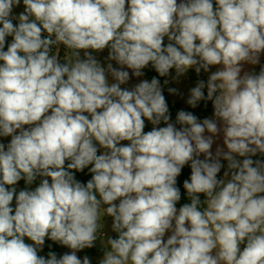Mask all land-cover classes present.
<instances>
[{
	"label": "clouds",
	"instance_id": "clouds-1",
	"mask_svg": "<svg viewBox=\"0 0 264 264\" xmlns=\"http://www.w3.org/2000/svg\"><path fill=\"white\" fill-rule=\"evenodd\" d=\"M262 59L264 0H0V264H264Z\"/></svg>",
	"mask_w": 264,
	"mask_h": 264
},
{
	"label": "trees",
	"instance_id": "trees-1",
	"mask_svg": "<svg viewBox=\"0 0 264 264\" xmlns=\"http://www.w3.org/2000/svg\"><path fill=\"white\" fill-rule=\"evenodd\" d=\"M257 71H258V69H257ZM154 75H157V74L153 70H151V69L146 70V78H149L150 79ZM161 79H163V78H161ZM169 104H170V108H171V111L173 113V119H174L175 112L178 109L181 108V105L179 103L173 104L172 102H169ZM189 110L196 112L200 117H204V116H207V115H210L211 114V105L209 103L208 107L205 109L203 107V103H202L201 104V107H199V108H197L195 110H192V109H189ZM150 129H151V125L148 124L147 127H146V129H145V131H148ZM189 175H190V169L186 167L183 170V173H182L181 177L179 178V186L181 187V191H182V199L179 202V204L177 205V207H179L180 204L189 202L187 200L186 195L184 194V191H183V188H182V182H183V180L186 179V178H188ZM77 179L81 180L82 182H86L88 179H90V174H87V170H85V173H77ZM19 187H21V188L24 187V182L23 181H21L19 183ZM47 243H51V242L50 241H47L46 242V245H47ZM53 250L57 251V253H61V254L63 253V251L57 245H53ZM47 251H48V248L46 246L45 247V253Z\"/></svg>",
	"mask_w": 264,
	"mask_h": 264
},
{
	"label": "rangeland",
	"instance_id": "rangeland-1",
	"mask_svg": "<svg viewBox=\"0 0 264 264\" xmlns=\"http://www.w3.org/2000/svg\"><path fill=\"white\" fill-rule=\"evenodd\" d=\"M20 10H22V9H17L16 11H20ZM61 55H63V52H61ZM106 55H107V51L105 50L104 53L100 54V58L102 59ZM262 62H264V59H262ZM196 79H197V77L195 76L194 72L190 71L188 76L186 78H184L182 80V82H180L179 84L173 83V84H170L169 86L178 87L180 89V91L185 94V97H186L188 89L190 87L194 86V82H195ZM132 82L135 83L136 81L133 80ZM165 95L167 96L169 102H172L173 104L179 103L181 105V108H187V105L184 103V99L180 98L179 96H176V97L170 96V95L167 94L166 91H165ZM8 139H10V138H0V141H2L4 143H7ZM123 143H127V142H123ZM106 219H107L108 224L110 226V223H111L110 218H106ZM112 235H114V234H112ZM59 248L63 252L67 251V249H64V248H61V247H59ZM85 251H86V253L88 255H90L93 258V264H96V258L101 254L100 250H99V247L91 249V250H85ZM84 254L85 253H80L79 255L82 256Z\"/></svg>",
	"mask_w": 264,
	"mask_h": 264
}]
</instances>
